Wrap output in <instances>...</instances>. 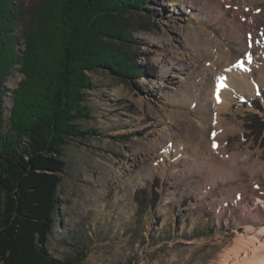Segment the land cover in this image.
Returning a JSON list of instances; mask_svg holds the SVG:
<instances>
[{"label":"rangeland","instance_id":"rangeland-1","mask_svg":"<svg viewBox=\"0 0 264 264\" xmlns=\"http://www.w3.org/2000/svg\"><path fill=\"white\" fill-rule=\"evenodd\" d=\"M172 1L148 0L144 11L119 18L132 24L129 35L136 44L133 48L139 50L137 66L149 65L152 69L155 66L153 76L145 73L120 79L107 70L88 73L95 86L88 91L87 106L92 110V119L80 125L98 133H91L82 142H73L63 150L60 206L54 236L48 245L54 257L69 258L82 252L84 264H246L245 260L252 258V255L244 258L234 246L242 241L240 238L247 240L253 235L249 233L251 227L255 231L264 228V159L263 149L253 144L251 138L243 139L242 118L253 113L264 119L261 93L264 84L251 95L235 97L226 111L218 110L223 98L216 92L179 93L169 101L158 94L154 83L177 59L159 57V47L149 44L146 38L166 34L167 24L179 22L169 6ZM235 5L239 8V3ZM259 9L262 13L257 17L262 19L264 0L251 4L250 11L244 13L249 16L260 13ZM197 10L202 11L201 4L187 7L185 13L201 14ZM219 21L214 20L209 29L213 30ZM254 44L260 45L257 41ZM224 46L231 49L228 43ZM18 69L19 66L15 67L13 77L6 82L9 91L24 79ZM197 84L201 89L202 85ZM254 97L260 99L262 111L250 103ZM207 98L211 100L208 102ZM203 104L212 118L209 146L198 145L196 136H184L181 130V135L176 134L169 141L162 137L166 129L174 133L177 124L182 128L191 122L194 128L201 127L196 109ZM11 106L12 97L8 93L4 97L5 119ZM222 132L226 134L222 140L226 154L220 158L238 154L240 167L260 163L255 166L256 186L261 188L254 190L256 196L250 197L251 188L245 185L250 178L247 173L241 178L228 175L223 179L224 176L206 168L204 149L213 151L215 143L216 150ZM144 153L150 159L143 168L150 164V171L137 173L138 167H132V172L125 169L134 155ZM120 172L124 173L121 180L117 176ZM156 178L158 203L154 209L147 207L139 213L133 203L134 193L140 188H150Z\"/></svg>","mask_w":264,"mask_h":264},{"label":"trees","instance_id":"trees-1","mask_svg":"<svg viewBox=\"0 0 264 264\" xmlns=\"http://www.w3.org/2000/svg\"><path fill=\"white\" fill-rule=\"evenodd\" d=\"M147 2L0 0V264H84L82 252L57 258L48 248L60 206L63 150L98 133L80 125L92 119L89 72L153 76V64H136L131 22L119 20L144 11ZM18 66L24 79L9 91L6 82ZM8 93L12 106L5 119ZM261 93L264 99V87ZM250 103L263 110L258 97ZM242 119L243 139L263 149L264 159V119L253 113ZM158 186L156 178L135 191L139 213L156 207Z\"/></svg>","mask_w":264,"mask_h":264},{"label":"bare ground","instance_id":"bare-ground-1","mask_svg":"<svg viewBox=\"0 0 264 264\" xmlns=\"http://www.w3.org/2000/svg\"><path fill=\"white\" fill-rule=\"evenodd\" d=\"M235 2L239 3L241 9L235 5ZM260 2L262 0H173L169 6L176 12L179 22L167 24L166 34L146 38L149 44L159 47V53L157 54L159 57L164 56L166 58L169 56L177 59V63L170 64V68L162 71L161 78L154 83V87L159 92L158 94L169 101L172 97L178 96L179 93L187 95L202 90L211 95L216 92L222 95L223 98L220 100L218 110L226 111L235 97L243 98L244 94L251 95L255 93L256 89L264 84V25L262 24L264 18L257 17L262 13L261 9H259L260 13L255 12L249 14V16L244 12L250 11L251 4ZM193 4H201L202 11L197 10L201 14L193 11L188 16L185 13L186 9L189 6L192 7ZM209 15L212 17H208ZM224 15L226 17L221 19V16ZM213 19L215 21L221 20L211 30L209 27L214 22ZM258 26H260L258 30H252ZM170 37L175 39L170 41ZM256 41L260 43L259 46H255L254 42L256 43ZM226 43L231 46L230 50L224 46ZM249 43H251V47H249ZM219 45H222V48L219 49ZM196 82L202 85L201 89H199ZM218 85H220L219 91H217ZM209 100L211 99H208V102ZM200 107L202 106L199 105L196 112L198 119H201V127L194 128L191 122L185 123V125L181 120V124H184L182 128L179 126L180 124H177L176 129H172L174 133L166 129L165 132L161 133L162 137L169 141L172 136L180 134L181 130L184 136H190V138L196 136L200 141L198 145L202 147L209 146L212 118H210V112L205 108V105L202 108ZM160 115L163 116L162 112H160ZM176 122L178 123V121ZM219 138L221 142L216 150L213 147L215 151L210 150L211 152H209L206 147L204 149L203 162L206 164V168H210V170L224 176L223 179L228 175L235 179L241 178L243 173H247L250 178L245 185L251 188L250 197L256 196L254 190L260 191L261 188L256 186L258 183L255 181L254 176L258 175L257 167L260 163L255 162L253 166L243 165L240 167L238 154L226 155V157L220 158V155L226 154L225 142L222 141L226 138V134L222 132ZM134 156L130 165H126L125 169L127 171L132 172V167H138L137 173L150 171L152 168L150 164H147V169L143 168V164H146L150 159H148V154ZM123 175L124 173L120 172L117 176L121 180ZM240 198L239 196L238 199L240 200ZM249 233L253 235L247 240L240 238L242 241H237L234 249L240 250L244 258L252 255L250 260H245L247 261L246 264H264V256L261 257L262 253L264 255V228L255 231L251 227ZM249 252L251 254H248Z\"/></svg>","mask_w":264,"mask_h":264},{"label":"snow or ice","instance_id":"snow-or-ice-1","mask_svg":"<svg viewBox=\"0 0 264 264\" xmlns=\"http://www.w3.org/2000/svg\"><path fill=\"white\" fill-rule=\"evenodd\" d=\"M249 39L251 40V37ZM249 47H251V43H249ZM219 88H220V85L217 86V91H219ZM217 102H219V98H217ZM213 135H215V134H213ZM213 147L214 148L216 147L215 143L213 144Z\"/></svg>","mask_w":264,"mask_h":264}]
</instances>
